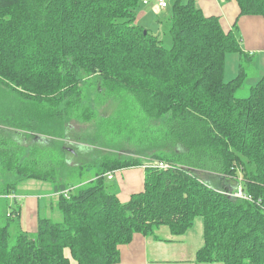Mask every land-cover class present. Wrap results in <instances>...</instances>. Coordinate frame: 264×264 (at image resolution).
<instances>
[{
    "label": "trees",
    "instance_id": "1",
    "mask_svg": "<svg viewBox=\"0 0 264 264\" xmlns=\"http://www.w3.org/2000/svg\"><path fill=\"white\" fill-rule=\"evenodd\" d=\"M235 1L239 18H264V0ZM139 3L0 0V176H14L1 196L23 181L46 183L61 216L39 218L35 234L7 217L0 264H116L135 235L166 227L183 236L196 218L198 264H264V77L246 98L235 96L247 78L242 68L224 80L226 55L241 52L237 22L226 32L195 0H177L167 49L136 22ZM91 95L118 104L91 144L127 137L137 155L169 165L146 170L143 192L125 204L105 176L143 159L123 158L120 146L115 155L87 150L86 160L70 164L77 151L63 139L70 121L94 120ZM161 120L163 128L151 127ZM94 168L88 183H70ZM237 188L250 199L233 197Z\"/></svg>",
    "mask_w": 264,
    "mask_h": 264
},
{
    "label": "crops",
    "instance_id": "2",
    "mask_svg": "<svg viewBox=\"0 0 264 264\" xmlns=\"http://www.w3.org/2000/svg\"><path fill=\"white\" fill-rule=\"evenodd\" d=\"M168 1L166 0L167 4ZM195 3L205 16L219 18L220 24L226 32L230 31L233 24L237 22L241 52L233 53L234 58L230 60L232 63L228 64L227 79L230 80L238 74L242 57L250 60L251 57L255 58L256 65L260 67L261 73H263L262 77H264V18L260 16L239 18V8L235 0H195ZM162 13L154 0H140L136 11V22L153 33L161 35L158 26L168 20L167 14ZM226 58L224 80L226 78ZM260 70L259 72L256 70L257 78L260 76ZM138 167L117 171L109 180L117 183L116 186L111 187V193L116 195L123 204L127 203L132 195L139 194L144 190L145 171ZM105 177L107 178V176ZM44 185L46 183L27 181L26 190L29 192L23 195L20 193L9 194L10 196H21L19 202H13L12 208L19 207L18 220L15 222L22 231L28 233L36 231L38 219L45 217L42 212L40 214L41 204L43 205L42 210L52 209L51 211H56L59 214L55 207L58 194H53L51 191L47 197L31 194L34 193V189H41ZM20 188L22 189V186ZM17 189L20 190L19 185ZM40 196L47 202H39ZM5 216L6 218L10 217V212ZM14 217L16 214H12L11 219ZM196 222L188 233L179 237L172 236L166 227H160L152 236L135 235L129 244L120 247L119 261L116 264H198L196 253L203 247L204 241L203 221L201 219ZM158 233H163L164 238H160Z\"/></svg>",
    "mask_w": 264,
    "mask_h": 264
},
{
    "label": "rangeland",
    "instance_id": "3",
    "mask_svg": "<svg viewBox=\"0 0 264 264\" xmlns=\"http://www.w3.org/2000/svg\"><path fill=\"white\" fill-rule=\"evenodd\" d=\"M176 1L174 0H169L168 1V8L166 10H162V14H167V16L170 14L171 12V8L173 6V4ZM182 2L186 3L188 2V0H182ZM159 31L161 32L160 37L162 40V45L165 48H170L171 46V40H170V36H169V22L168 20L165 21L162 25L158 26ZM158 34V33H157ZM226 78L225 81H228L229 79H227V71H228V64L232 63V61L230 62V60H232L234 58V55L232 53H229L226 55ZM252 59H245L244 57H242L241 63H240V67H239V71L240 68L243 69V71L245 72L246 76H247V80L245 81L243 87L238 90L236 92V97L238 98H246L249 95V90L251 86H254L257 82L258 79L260 77L263 76V73H261L262 71L260 70V67L256 65L255 62V58L251 57ZM259 72L260 70V76L257 78V72ZM238 71V74H239ZM238 74H236L234 77L230 78V80H232L233 78H235ZM259 74V73H258ZM229 80V81H230ZM85 101L87 102V104L89 105V107L92 109V111L94 112L95 116H94V120H91V122H83V120L80 119H74L72 121L69 122L68 127L69 130L67 132V139H63L65 141V146L66 148L70 149L71 151H74V149L77 151V157L71 155L70 159V164H80V162L82 160H86V152H88L87 150H91V151H103V153H109L112 155L117 154L115 149L122 146L121 150L122 153H118L120 155H122V157L126 158V159H143V163L151 160L150 157L145 156L142 158V156L137 155L135 152H137V147L134 145H130L128 143H126L125 141H127V137L122 141V142H113L112 144H109L104 139H97L96 137L94 138V140H96V144H94V141H91L92 144L89 142L90 138L93 136V134H95V132L97 131V124L99 123V121L103 120L106 117H109L110 115H112L114 113V111L117 110V106L118 104L111 99H106V100H102V102H100L101 100H98L94 95H91L87 98H85ZM84 101V104H85ZM83 104V105H84ZM151 127L154 128H163L165 125V122L163 120L161 121H154L152 123H150ZM58 142L62 141V140H57ZM107 145V146H106ZM108 145L110 147H108ZM73 147H75L74 149H72ZM78 147L80 149H78ZM105 147V148H103ZM115 148V149H114ZM152 154V153H151ZM66 155H64L65 157ZM89 157V155H88ZM167 163V162H166ZM141 169L142 167L139 166ZM138 167V168H139ZM129 169V168H128ZM122 171V170H120ZM95 168L92 169L90 172H85L83 174L82 179H78L77 178H73V180H71L70 183L73 184H79L80 182L88 183L89 181H91V178L94 177L95 175ZM117 173V171L110 173L112 175V178L114 176V174ZM14 176H7V175H1L0 176V226H4L6 224V211L10 210L12 208L13 202L6 198V197H2L1 196V189L3 187L4 184L6 183H10ZM29 182H33L36 183L37 181H33V180H28ZM239 181V180H238ZM26 184L27 182L23 181V183H19V189L20 190H16V193H20L21 195L25 194L26 192H29L26 190ZM117 183L115 181L111 182V181H105V186L106 189L109 190V192L112 191L111 187L113 188L114 186H116ZM22 186V189L20 188ZM51 191V187L50 185L46 184L44 185L43 188L41 189H34L33 192L31 194L34 195H43V197H47V195L50 193ZM10 197V196H9ZM40 200L39 202H44V198H42V196H40ZM21 198V196H20ZM20 201V200H19ZM5 202V203H4ZM47 202V201H45ZM43 205H40V214L42 212V215L45 216L46 218H49V220H51L52 222H60L61 220V216H59V214L56 211H51L52 209H46V211L42 210ZM10 211H8L7 213H9ZM48 216V217H47ZM44 217V218H45ZM18 220V216H16V221ZM201 221V218H196L194 223H197L196 221ZM200 223V222H199ZM32 234H35V231H29ZM14 233V232H13ZM158 236L160 238H164V234L163 233H158ZM71 264H76V262L74 260H71Z\"/></svg>",
    "mask_w": 264,
    "mask_h": 264
},
{
    "label": "built area",
    "instance_id": "4",
    "mask_svg": "<svg viewBox=\"0 0 264 264\" xmlns=\"http://www.w3.org/2000/svg\"><path fill=\"white\" fill-rule=\"evenodd\" d=\"M154 3L161 10H166L168 8V4H167L166 0H154ZM141 167L144 171H146V170H167L169 168V165H168V163L163 162V161H159V160H148V161L144 162L141 165ZM106 176H107L108 180L112 179L111 174H107ZM63 194L67 196V192H64ZM232 196L235 198H240V199H250L249 197L244 195L241 188H237L236 192ZM6 198L12 200L13 198H18V197L7 196ZM10 217H12V215H10Z\"/></svg>",
    "mask_w": 264,
    "mask_h": 264
}]
</instances>
